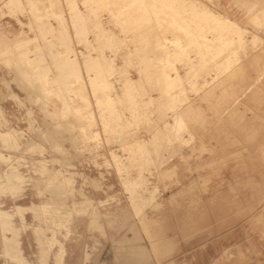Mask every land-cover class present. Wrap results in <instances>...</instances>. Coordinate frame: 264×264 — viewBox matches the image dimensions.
<instances>
[{
    "label": "rangeland",
    "instance_id": "374dc122",
    "mask_svg": "<svg viewBox=\"0 0 264 264\" xmlns=\"http://www.w3.org/2000/svg\"><path fill=\"white\" fill-rule=\"evenodd\" d=\"M156 196L149 264H264V0H0V264H117Z\"/></svg>",
    "mask_w": 264,
    "mask_h": 264
},
{
    "label": "crops",
    "instance_id": "0c3cea01",
    "mask_svg": "<svg viewBox=\"0 0 264 264\" xmlns=\"http://www.w3.org/2000/svg\"><path fill=\"white\" fill-rule=\"evenodd\" d=\"M254 117H248V119L245 121V123L250 122L254 123L256 120L253 119ZM176 197L173 196L171 198V202H177L178 200L175 199ZM163 206V202L160 201L157 196L155 197V200L152 202V206L145 212V214L140 218L142 221L143 228L145 229L147 235L150 238L151 247H146L141 245L139 242V264H149L154 257H160L168 254L172 250V244H174V241L167 240V239H161L158 236H155L156 234L152 231V226L155 225V219L154 215H149V211H156L159 210ZM138 227V226H137ZM263 235H264V227L262 228ZM138 239H139V231H138ZM137 239V240H138ZM136 240V241H137ZM135 241V242H136ZM170 243V245H163V244Z\"/></svg>",
    "mask_w": 264,
    "mask_h": 264
},
{
    "label": "bare ground",
    "instance_id": "6f19581e",
    "mask_svg": "<svg viewBox=\"0 0 264 264\" xmlns=\"http://www.w3.org/2000/svg\"><path fill=\"white\" fill-rule=\"evenodd\" d=\"M65 111L69 112L70 114L72 113V115H75L77 117L80 115L82 116L77 100L75 99L71 101V105L66 107ZM92 119V117H86L84 119L83 117H81V121L83 120L85 123L90 120L92 121ZM0 222L3 228L9 227V215L7 212H0ZM10 248L15 249L17 251V247L14 244L10 245ZM139 256V244L137 242L130 241V243L126 244V246L124 245L123 250L118 253L117 264H139Z\"/></svg>",
    "mask_w": 264,
    "mask_h": 264
}]
</instances>
